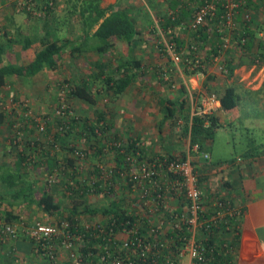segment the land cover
<instances>
[{
	"label": "trees",
	"instance_id": "trees-1",
	"mask_svg": "<svg viewBox=\"0 0 264 264\" xmlns=\"http://www.w3.org/2000/svg\"><path fill=\"white\" fill-rule=\"evenodd\" d=\"M200 1L199 4L184 3L179 7L177 15H166V18L164 16V22H159L156 26V30L162 32L167 31L169 28L172 29V34H168V42L173 44V51L180 55L183 72L186 75L201 72L205 74V79L210 81L213 79V75L208 72L207 66L219 57L222 58L223 71L227 72L226 75L228 76L232 74L235 66L241 62L242 56L246 55V59L254 64L264 59V27L255 22L254 17H252L251 8H258L253 0H235V2H238L235 11L239 12V15L244 13L243 16L248 13L249 19H242L239 22L240 25L232 29L228 24L226 25L223 17L224 0H215V10L211 18L206 19L198 27H191L190 22L195 11L199 5L204 3V0ZM52 4H54V0H47L42 4L37 3V0H26L25 7H22V9L29 17H34L33 10L39 5L40 8L44 7V16L48 17L51 16L50 13L54 9ZM77 9V7L70 9L72 11L70 14L77 15V23L81 31V37L76 41L63 36L64 34L59 31L60 29L53 27L51 23L43 22L42 31L36 34L34 38L7 39L8 46L20 41L23 49H27L34 41H38L40 47L28 62L3 64L2 54L5 48L0 45V86L5 85L8 79L12 77L30 78L44 69H56L62 64L67 55L74 57L82 53L97 52L98 56H103L116 51L119 57L117 63L111 69H109L107 63H103V60L98 61L93 64L97 71H91L92 73L86 75L88 76L86 78L83 77L80 83L70 86L68 94L71 97H79L94 107L96 98L92 86L96 81L101 84L100 89L97 90L98 92L112 90L114 95L123 93L133 82L137 71H142V61L133 54L134 40L139 30L136 28L133 19H131L129 11L114 8L106 15L105 10L99 8L97 0L83 1L78 11ZM172 9L174 10L175 7H172ZM233 20L235 23L239 21L237 17H234ZM69 21L70 18L67 19L66 24L69 25ZM176 25L180 26L184 35H187V40L177 39L174 35ZM94 27L96 28L94 29ZM60 35L63 37H60ZM225 38L229 39L226 48L223 46ZM182 50H184L183 53ZM180 87L181 96L173 100L168 99L166 103L169 106L165 105V100L162 99L159 100V103L165 108L164 115L166 118L173 119L179 113L178 118L182 121L181 134L189 138L190 152L196 156L199 152L205 150L204 148L207 150L205 144L207 142L211 143L215 130L222 125L214 111L211 113H194L190 116L188 97L185 94L186 87L184 84H181ZM242 93L244 95L245 93L247 95L252 94L251 91H246L233 84L224 86L217 93L221 110L228 111L238 107ZM94 114L96 117L94 120L85 118L82 121L79 117L69 116L67 122L61 124L62 128L56 129V139L62 138L66 133H75L72 143H64L65 140L62 139L61 151H51L42 143L34 140L30 141V139L24 140L26 146L24 149H19L20 151H17L14 155L13 161L16 165L12 169L8 167L1 168L0 185L6 194L5 196L0 195V225L18 222L19 211L16 208L19 204H24L26 208L34 207V212L41 211L48 216L58 215L56 223L60 224L62 221H68L72 226H79L82 219L84 221L87 216L94 218V216L102 215L104 216L102 222L107 226L105 232L98 236L90 235V233L85 234L84 238H86H83L84 241L77 247L79 257L98 260L100 256L104 255L105 257H122L126 261L131 258L135 264H167L166 257L169 256L176 264L178 253L183 246L180 238L184 232L187 234V226L175 228L169 223L159 230L152 231L147 218H140L141 226L138 228L137 236L142 240L141 244L150 245L149 251L143 257L140 256L142 249L135 240H132L131 243L133 244L124 249L122 247V230L125 227H131L138 221L136 214L143 213L142 209H145V205L137 195L127 197V192H131V181L128 177L127 182L121 184L118 189L114 187L117 182L109 184L108 179L105 181L109 186L107 185L105 190L103 187L101 188L103 181L101 178L99 179L100 170L98 166L100 162L107 161L108 157L116 163L114 168L125 167L128 156L136 157L138 161L152 160L156 157L185 160L187 157L185 152L179 151L176 154L167 152L149 157L145 147L141 146L140 140H130L129 137H126L127 140L125 141L120 138L118 133L109 131L113 128L112 123H108L103 111L95 110ZM3 119L4 113L0 111V123ZM21 119H23L22 116ZM24 129L25 131L30 130L27 126H24ZM19 140L18 137L14 141L18 147L22 143ZM92 140H95V142H92ZM79 142H85V147H79ZM195 144H198V150L196 151L192 150ZM256 150L264 154V144H261L258 148L255 146V148L247 149L248 153L244 156L250 155ZM88 158L97 159V163H90ZM207 161L210 164L209 156ZM223 163L228 162L222 161L218 164L215 162L216 166ZM83 167L84 171H81ZM202 167L200 170H203L206 165H202ZM195 168L197 169V166ZM27 171H33V180L24 176ZM41 171L46 176V182L40 184L38 176ZM90 175L95 178L94 183L91 185L88 180ZM205 180V175L198 176V187L201 191L203 206L208 207L211 204L213 194L219 201H228L231 205H235L230 198L220 196V191L210 192L211 189L206 190L203 186ZM225 183L222 182L221 186H224ZM119 189H122L120 193H125L124 196L115 194ZM92 194H103L105 197H109V200L102 205L91 204L88 201V196ZM63 197L67 199L70 207H61ZM175 201L176 206L170 205L169 210L174 209L173 213L181 214L186 210V201L182 197L176 198ZM25 207L24 209H26ZM207 212L204 215L205 217L212 214L210 209ZM244 212V208L239 207V215L235 217L226 216L218 222L216 227L209 231L199 229V232L204 231L205 233L202 242L207 250L205 260L197 264H235L236 247L234 243L239 234V228H235V225H240L241 216ZM163 214L165 212L161 211L160 216H163ZM227 226L230 227L227 228ZM110 227L112 228L111 231L109 230ZM226 233H232L233 240L225 239L224 235ZM50 264L57 263L52 261Z\"/></svg>",
	"mask_w": 264,
	"mask_h": 264
},
{
	"label": "rangeland",
	"instance_id": "rangeland-1",
	"mask_svg": "<svg viewBox=\"0 0 264 264\" xmlns=\"http://www.w3.org/2000/svg\"><path fill=\"white\" fill-rule=\"evenodd\" d=\"M45 1L47 0H37V3L42 4ZM80 1L81 0H54V4H52L54 9L50 13L51 16L48 17L44 16V7L40 8V6L38 5L37 8H34L35 10H33L35 16L31 17L30 21L32 26L29 28L28 33L39 34L40 27H42V24L44 22L51 23L53 27H57L58 29H60V33L66 34V36H68L70 39L74 38V36L78 37V32H80L79 25L77 23L78 17L74 13L70 14V12H72L70 11V9L77 7L78 11L79 6L81 5ZM97 1L99 2L100 0ZM103 1L105 3H108L112 0ZM120 1L123 5H131L130 3L134 5L137 2L140 4L142 3V1L147 0ZM6 2H11L7 9L6 7L2 8L0 6L2 8V11H0V16L5 17V24L0 26V34H3V38L5 41H7L8 36H10V39H15V37L17 39L18 33H13V31L11 30V25H16L17 22H15V20H17L18 18L21 20L24 17L28 16L27 13L22 9V7H25L24 4L26 3V0H6L4 3ZM112 8L114 9L116 8V6H111V9ZM141 9L142 6L138 8L139 12ZM143 9L145 11L146 6L143 7ZM141 17H144L142 13L137 17L131 13V19H133V21L135 22V26L137 29L139 28V25L136 24V21H139ZM69 18H71L72 23L69 21L68 25L66 24V21ZM146 24L147 26L149 25L148 21H146ZM152 39H154V37ZM158 40L163 44V48L165 47L162 54H165L166 57L170 56V53L166 50V44L164 45V42L169 43V36L165 32L161 31V34L159 33L158 35L157 41ZM13 45L14 54H9V56H14V59H12L16 63L17 59L21 60L20 58L23 57V53L21 52V55L18 54L21 46L20 42ZM183 52L184 50H182V53ZM26 55L28 56L27 53ZM15 57H17V59H15ZM118 57V52L116 51L104 54L103 56H98L97 52L82 53L74 57H72L71 55H67L62 64L56 69H44L39 74L30 78L12 77L8 79L5 85L0 86V111L4 113V119L2 121L3 123L0 124V129L3 133L1 134V136L5 137V140L8 144V151L7 154H5L6 157L8 159H11L12 161L16 152L20 151L19 149H24V147L26 146L24 144L25 139H30V141L34 140L38 143H42L47 149H50L51 151H61L62 139L65 140L64 143H72V138L74 137L75 133H66L62 138L56 139L55 132L61 124H64L63 122H67V118H69V116L79 117L81 121L85 118L94 120L96 118L94 114L95 110H101L105 113V118L108 120V123H112V127L114 126L115 129H121L122 127L126 126L128 127L129 113L133 110L135 111L138 104L140 105L141 110L143 109L144 111L145 109V111L148 112V115L150 116V119L152 121V124L146 129L149 133L147 149H151V152H154L156 150V152L160 151L164 153L163 150H171L175 148L173 146L178 145L177 143H179L181 149L187 150V148L190 147L189 138L184 137L181 134L182 121L178 118L179 113H177L173 119L165 117L166 121L163 120L162 122L156 123V114L161 113L162 111L165 112V108L161 106L159 100H165V105L169 106L166 101H168V99L173 100L174 93L181 90L180 85L177 86V83L179 82L178 80L176 81V83L175 80L168 81L163 80L162 78H157V73L154 70L148 69L142 72L143 75H136L137 77L135 76L136 78L140 79L138 81L139 85L132 86L131 92L129 93L126 92L124 94L114 95L112 93V90L98 92L97 90L100 89L101 84L96 81L94 83V86H92L94 96L96 98V104L94 107H92L88 102L79 97L69 96L68 93L70 86L75 85L76 83H80V80L83 77H88L86 75H89L91 71H97V68L93 66L96 59V61L103 60L108 64L109 69H111L117 63ZM150 57V55L145 54L144 58H142L141 56V60L143 61L144 65H148L147 60L150 59ZM217 60L218 65L216 67V72L219 73V75H224L225 77L227 72L223 71V65L219 63L222 58L219 57L217 58ZM175 63H177V65L179 66L178 68L181 70V72H183V63L181 61H177ZM150 72H152V74L156 73V77L153 76L151 78ZM177 75L178 78H180V74L177 73ZM192 75H197L201 77V79L205 77V74L201 72H196ZM147 76L148 79H146ZM169 76L172 78L174 75L170 73L169 75H167V79H169ZM210 81H212V79ZM180 83H182V81ZM202 87L203 90L201 92V98L210 93H214L217 97V93L224 88V86L221 88H217L218 86L215 84V82L204 84ZM136 89H141L142 91L141 95H136L142 98V103L137 102L138 99L136 100V98L133 97V92L135 96ZM190 92L191 95H189V90L186 88L185 94L188 97L189 109L192 107V110L189 112H192L200 105V97L196 98L192 89H190ZM146 95H148V98L145 97ZM244 106H248L247 108H249L250 111L257 109H262V111H264V106L262 102L259 101H256L254 103L247 101L244 103ZM58 110H63L64 114H58ZM21 116L23 119H21ZM240 120L242 121V119ZM240 120L235 123V125H231L228 129L222 128L218 131H215L210 148L211 161L222 162L227 160H235L234 158H238L239 155L244 153L247 149L249 150L252 147L255 148V146L264 144V133L259 132V130L256 129V126L253 127L254 129H248L249 132L245 131V128L243 127ZM37 124L43 125L44 129H39ZM24 126H27L28 128H30V130L25 131ZM252 126L253 125H250L249 127ZM110 130L113 131V129ZM18 137L20 139L19 142L22 141L19 147L14 143V141L17 140ZM120 138L122 139L123 137L120 136ZM94 139L96 140V138ZM95 140H92V142H95ZM141 140L140 143H143L144 139L142 141ZM78 145H80L79 147L84 148L85 142H79ZM151 152H148L149 157H151L153 154ZM78 154L81 155L80 152H78ZM75 155L77 154L75 153ZM200 157L201 158H196V156L192 154L190 159L192 161L193 167L195 168L197 166V169L195 168L197 176H206V181L203 183V185H207L208 189L215 188L216 184H220L221 186V183L224 181L223 179H225L222 178L221 171L217 170L216 167H211L209 168V170H207L208 174H205V171H201L200 167L201 165H207L208 161L207 158L205 159L204 155H201ZM88 161L90 163H97V159L94 160V158H88ZM99 164L106 169H113L116 163L112 158L108 157L107 161H105L104 163L100 162ZM81 171H84V167ZM32 172L33 171H27L24 176L28 179H33L34 173ZM38 177V181L40 182V184L46 182V176L43 171L40 172ZM112 178H115L116 180V174H112ZM120 190L122 189H119V191L115 192V194H121V196H124L125 193H120ZM128 193L129 191L127 192V197H131V195H128ZM107 200H109V197L102 196L101 194H92L88 198V201L95 205H102L104 203H107ZM66 201L67 199L63 197L61 204L64 205ZM35 221L29 223V225L33 224Z\"/></svg>",
	"mask_w": 264,
	"mask_h": 264
},
{
	"label": "crops",
	"instance_id": "crops-1",
	"mask_svg": "<svg viewBox=\"0 0 264 264\" xmlns=\"http://www.w3.org/2000/svg\"><path fill=\"white\" fill-rule=\"evenodd\" d=\"M6 0H0V6L8 8L10 3H4ZM84 0H81L82 3ZM201 1L196 0H147L142 1V3H135L134 5L130 3L131 5H123L122 2L119 0H112L108 3H105L103 0H100L98 2V6L100 9L105 10L106 15L108 12H110L111 6H116L117 9H127L130 13L135 15L136 17L141 15V13L144 15V17H141L139 21H136V24L139 25V33L136 35V38L134 40V55L141 60L144 58L145 55H150V59L147 60L148 65H144L142 61L141 70L137 71V76L143 75L144 70H154L157 75V78H162L163 80L172 81L175 80V82L178 80L179 84L177 83V86L183 83L185 87L189 90V95H191L190 89L194 91V94L196 98H201V92L203 90L204 84L214 83L218 86L217 88H221L226 85H236L238 87H241L242 89L246 91H251V95H247V93H242L240 104L238 107L224 111L221 110L220 104L216 107L214 112L219 117V122L222 126L217 128L215 131H218L219 129L230 128L231 125H235L240 119H242L241 123L243 127L245 128V131L249 132L248 129H252L256 126V129L259 130V132L264 133V111L262 109H257L250 111L249 108L244 106V103L249 102H262L264 106V59L261 62H258L257 64L250 63L249 59H246V55L242 56L241 62L235 66L232 74L230 76L228 75H219V73L216 72V67L218 65V60L215 59V61L208 65V72H210L213 75L212 81H209L203 77L197 76V75H186L184 72H181V70L178 68L179 66L177 63H175L170 56L166 57L163 53V44L160 43L158 39L159 33L161 34V30H156V22H164V16L166 18L167 16H174L177 15L178 9L181 5H184V3L189 4H199ZM253 2L258 6V8L254 9V7L251 8L252 11V17H254L255 22H258L261 26L264 27V0H253ZM142 6V9L138 10V8ZM146 6V9L144 11L143 7ZM0 7V11H2V8ZM172 7H175L173 10ZM8 11V10H7ZM176 12V13H175ZM12 14V13H11ZM243 14L239 15V12L235 13L234 17H237L239 21H236L237 26H239V22L243 19ZM10 17V15H9ZM5 17L0 16V26L5 24ZM31 17L26 16L23 19H17L15 22H17L16 25H11V29L13 33H18L17 39L21 40L25 37H36V34H29V28L31 25ZM74 20V19H73ZM150 24L147 26L146 21ZM101 21V20H100ZM71 22V18H70ZM72 23V22H71ZM259 26V25H258ZM176 31H174V35L177 37V39L180 40H187V35H184L180 29V26L176 25ZM42 27H40V32ZM96 27H94L95 29ZM93 29V30H94ZM175 29V28H174ZM173 29V30H174ZM180 29V30H179ZM165 33L172 34V29H168L165 31ZM64 34V33H63ZM261 34V33H260ZM63 36H66L64 34ZM60 35V37H63ZM68 37V36H66ZM81 37V31L78 32V37L71 38L72 41H76ZM154 37V39H152ZM10 38V36H8ZM16 38V37H15ZM69 38V37H68ZM172 38V36H171ZM0 45H2L5 48L4 53L2 54V62L4 63H15L14 56H9V54H14V43H12L11 47L10 45L7 46V43L9 42L5 41L3 38V34H0ZM70 39V38H69ZM71 41V42H72ZM20 42V41H19ZM167 44V42H164V45ZM40 45L38 41H34V43L28 47L27 49H23L20 46V50L18 51V54L21 55V52L23 53V57L17 59L16 63H26L30 60V58L34 55L35 51L39 49ZM31 51V52H30ZM17 53V51H16ZM28 54V56L26 55ZM234 53V52H233ZM236 53V52H235ZM25 54V55H24ZM168 55V54H167ZM9 57V58H8ZM165 57V58H164ZM13 58V59H12ZM28 59V60H27ZM97 60V59H96ZM94 62L97 63L98 60ZM172 60V61H171ZM105 64V62H103ZM223 64L221 61L219 62ZM262 64V65H261ZM61 65V64H60ZM150 65V66H149ZM174 75L172 78L169 76V79H167V75L169 74ZM178 74L179 77L178 78ZM155 74H152L150 72L151 78L155 76ZM136 76V77H137ZM134 77L133 82L123 91V93H129L131 92L132 86L139 85L138 81L140 79ZM156 77V76H155ZM175 78V79H174ZM148 79V76L146 77ZM160 79V80H162ZM188 79V80H187ZM182 81V83H180ZM174 82V81H173ZM174 82V83H175ZM170 83V82H169ZM190 88V89H189ZM202 88V89H201ZM135 90V89H134ZM141 89H136L135 96L133 92V97L136 98L137 102L142 103V98L136 96L141 95ZM180 91H176L174 93V98L177 99L180 97ZM122 97V96H121ZM148 98V95L145 96ZM247 97V98H246ZM199 98V100H200ZM132 103V102H131ZM192 110V107L189 109V111ZM242 111V112H240ZM190 116H191V112ZM165 112L162 111L161 113L156 114L157 119L156 123L162 122L163 120L166 121ZM129 125L128 127H122L121 129H115L113 126V133H118L121 137H123V140L129 139H143V143H141V146L145 147L147 149V141H148V132L147 128L152 124V121L150 119V116L148 115V112L141 110L140 105L138 104L136 110L131 111L129 113ZM1 122L0 124H2ZM253 125L252 127H249L250 125ZM254 129V128H253ZM111 131V130H109ZM3 134L0 129V173L2 167H8L12 169L16 165L15 161H11V159H8L5 154H7V141L5 140L4 136H1ZM127 137V138H126ZM141 140V141H142ZM145 143V144H144ZM206 143V142H205ZM125 144V143H124ZM178 145H175L173 149L171 150H163L162 152H151V149H147L146 152L149 151L153 153L152 155L157 154H165L167 152L170 153H178L179 151H182L183 149L180 148L179 143ZM261 145V144H260ZM260 145L256 146L258 148ZM177 146V147H176ZM149 147V146H148ZM204 148L205 150H202V152H199L196 155V158H201V155H204L205 153L209 154L210 158V164L208 163L206 167L203 169L205 171V174H208L207 170L211 167H216L217 170L221 171V175L224 181L226 182L224 186H220L216 184L213 185L215 188H212L209 190L210 192L220 191V196L228 197L236 206L243 207L244 213L241 216V221L239 225V234L238 239L235 241V264H264V154L259 153L258 150L256 152H253L252 154H248L247 156H244V154H247L248 151H245L241 155H239L238 158H234L235 160H227L228 163H223L221 165L215 164V162L211 161V143L207 142L205 144ZM154 150V149H153ZM193 150V149H192ZM260 150V149H259ZM186 154V158H191L192 152H190V147L187 148V150H183ZM195 152V151H194ZM258 152V153H257ZM232 159V158H231ZM217 164L219 161H216ZM202 167V165H201ZM200 167V169H202ZM216 170V169H215ZM202 171V170H201ZM30 180H33L30 178ZM206 181V180H205ZM204 181V182H205ZM0 183H1V175H0ZM206 190H208L207 185H203ZM211 186V185H210ZM220 186V189H219ZM204 189V190H205ZM205 190V191H206ZM3 190L2 186L0 185V195L2 194L5 196L6 193ZM4 193V194H3ZM104 196L103 194H101ZM213 197L215 194L212 195ZM211 196V197H212ZM90 197V196H88ZM216 197V196H215ZM90 203V201H89ZM93 204V203H91ZM169 204L176 206V201L173 198H170ZM19 206V207H18ZM16 208L17 211H19V220L18 222H22L24 225H29V223L40 220L45 221L49 223H56L58 220V215L48 216L45 213L41 211H35L34 207L26 208L24 204H19ZM24 207L26 209H24ZM61 207L67 208L70 207V204L68 201L64 205L61 204ZM34 210V211H33ZM23 211V212H22ZM85 218V217H83ZM88 220H104V216L97 215L94 216V218L91 216H87L84 221ZM83 222V219H82ZM1 226V225H0ZM1 228V227H0ZM225 239H232V233H226L224 235ZM233 240V239H232ZM57 264H75L71 260L70 257L67 256V254L63 253L60 256L56 257V260L54 261ZM48 259L45 257H41L34 249L32 242L28 238V236L22 232H20V235H18L14 239H8L5 244L0 246V264H50Z\"/></svg>",
	"mask_w": 264,
	"mask_h": 264
},
{
	"label": "built area",
	"instance_id": "built-area-1",
	"mask_svg": "<svg viewBox=\"0 0 264 264\" xmlns=\"http://www.w3.org/2000/svg\"><path fill=\"white\" fill-rule=\"evenodd\" d=\"M224 1L223 17L226 25L228 24L230 29L235 28L237 25L233 19L238 2L235 0ZM214 10L215 0H204V3L199 5L195 11L190 26L194 28L202 25L206 19L213 16ZM243 19L248 20L249 14H245ZM228 41L229 39L225 38L224 48L228 46ZM166 50L170 53L173 61H180V55L173 51L172 43L166 44ZM218 104V98L214 93L203 96L200 99V105L191 112V116L194 113H211ZM57 112L64 114L63 110ZM37 126L39 129H44L43 125L37 124ZM61 128L60 125L59 129ZM193 150H198V144L193 146ZM208 156L207 153L204 154L205 159ZM98 168L100 170L99 179L101 178L103 181L101 188L103 187L105 190L107 185L117 182L118 184L116 183L114 187L118 189L121 184L127 182L128 177L131 181V192L129 191L128 195L130 194L131 197L137 195L145 205V209H142L143 213L136 214L138 221L131 227H125L122 230V247L126 249L130 244H133L131 243L132 240H135L142 249L140 255L142 257L149 251L150 245L141 244L142 240L137 236L138 228L141 226L140 218H147L152 231L159 230L169 223L175 228L187 226V234L184 232L180 238L183 246L178 253L176 264H197L205 260L207 250L202 242L205 233L204 231L199 232V229L209 231L226 216L235 217L239 215V206L231 205L228 201H219L216 197H213L208 207L202 205L198 176L190 157L185 160L156 157L152 160L138 161L136 157L128 156L123 168L106 169L102 165H99ZM112 174H116V180L112 178ZM106 179L109 180V184H106ZM88 180L91 185L95 178L90 175ZM179 197L186 201V210L181 214L173 213L174 209L169 210L170 198L176 200ZM208 209L212 214L205 217ZM161 211L165 212L163 216H160ZM0 227V246L5 244L8 239L16 238L22 232L31 239L35 251L50 262L55 261L56 257L65 253L75 264H135L131 258L126 261L122 257H105L104 255L100 256L98 260L79 257L77 247L86 238H84L85 234L90 233V235L98 236L105 232L107 226L99 220L83 221L79 226H72L68 221H62L58 224L37 220L31 225L13 222L3 224ZM229 227L227 226V228ZM235 228L238 229L239 226L235 225ZM109 230L111 231L112 228L110 227ZM166 259L167 264H175L169 256Z\"/></svg>",
	"mask_w": 264,
	"mask_h": 264
}]
</instances>
